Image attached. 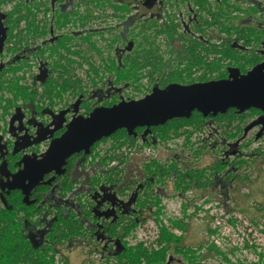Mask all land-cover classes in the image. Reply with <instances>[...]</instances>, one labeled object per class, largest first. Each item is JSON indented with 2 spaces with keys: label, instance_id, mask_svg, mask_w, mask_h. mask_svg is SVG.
<instances>
[{
  "label": "flooded vegetation",
  "instance_id": "flooded-vegetation-1",
  "mask_svg": "<svg viewBox=\"0 0 264 264\" xmlns=\"http://www.w3.org/2000/svg\"><path fill=\"white\" fill-rule=\"evenodd\" d=\"M40 1L43 2L41 3ZM96 1L97 0H39L38 5H36V7H38L35 8L36 15L34 18L38 23L40 21L39 24L42 22L41 25H43V27H46L48 20L50 24V33L48 32V34L51 36L43 38V44H58L59 39H61L64 34L68 33L72 37L71 42H63L62 44L64 45L61 48L58 47V49L61 50L59 54H61L62 57L85 54V56L88 55V59L91 60L95 58L116 60L119 62L126 58L128 53L136 49L137 41H142L144 44L148 42L149 44L152 41L154 42L155 39L158 54L161 55L165 62L163 70L165 73H169L171 67L179 68L181 71L185 67V60H180L186 56L187 48L185 47H187V38L207 43H220L231 39L232 46L240 49L241 53H247L249 55L255 54L261 58L255 65L264 62V17H261V19H249L244 21V23L234 22L235 25L249 28L251 34L247 31L249 34L248 36H250V41L248 43H245L242 39L237 40L235 36L229 37L227 34L229 32L221 25L232 22L228 21V19H222L220 23H215L213 21V23L204 24V19L211 20L209 9H211V12L217 14L218 10L223 7V9L229 11L230 16H233L234 8L230 5H226V2L223 0H203L202 2H199V0H155L150 7L147 6V0H99V3H96ZM172 2L177 4L175 5ZM255 2H260V6L257 3L258 12L260 16L264 15V0H256ZM39 3L43 6L41 7ZM261 3H263L262 6ZM78 6L82 7L79 12L77 11ZM37 9L42 10V12L40 10L37 12ZM48 9H50V11ZM234 10L237 11L239 16L246 13V11ZM65 12L68 13L66 14ZM253 12L255 11H252V13ZM64 17H67L68 21L70 18L72 20L70 19V21L66 23L67 21ZM42 19L45 20L43 21ZM64 20L65 22H63ZM106 20L108 23L104 22ZM54 21H57L56 23L60 21L61 24L60 22L55 24ZM4 23L6 25V22ZM62 23L64 24L61 27ZM64 25L66 26L64 27ZM75 25L77 27H75ZM142 25H145L146 28L141 31ZM156 26L164 28V32L159 33L163 36V44L156 40ZM172 27L175 28L174 35L171 32L172 29H170ZM199 27L205 31L206 36ZM75 33L77 34L75 35ZM90 33L91 35L93 33H98V37L96 38L98 40L91 39V37H89ZM81 41L85 42L81 43ZM71 43H73V45L79 43V46L75 47L74 45L67 51ZM124 43H126V45L123 46ZM130 44L131 47L128 49ZM162 46L164 49L161 51ZM37 49H40V46H38ZM78 50L81 51L79 52ZM42 62L41 60L40 65ZM43 63H46V77H49L52 71L48 67L47 62ZM255 65L251 66L246 72ZM40 73L41 71L32 78L33 82L39 81L37 77ZM183 73V81H171L165 86H162L159 82L161 77H158L153 81V87L158 85L164 88L171 83L188 85L214 80H200V72L198 71L190 72V76L186 72ZM65 88L69 89V87ZM123 89L122 85L119 87L118 84L113 81L112 84H110L109 80H107L89 89L88 95L82 94L83 97L81 94H79L77 98H73L74 96H72L73 99L65 97V99L61 100L59 103L55 101L43 106H40L41 103H25L20 106H14L13 109L10 108L8 110V132L10 139L6 138L3 133L0 132V212L5 210L7 212V217H15V219L18 220V225H20L21 235L26 237L27 240L37 248H52L50 253H53V264H75V261L71 260V254L74 253L81 255L79 256L77 264H114L117 262L116 254L123 250L125 245L135 248L142 244V246L151 253L159 251L164 244L159 243L161 235L160 227L166 228L170 233H176L177 236H182L185 239V246L182 253L177 254L173 251L168 253V264H175V254L179 256V264H188V256H194V248L197 250L199 248L188 246V240L182 228L173 227L172 224L169 225L168 221L167 223H162L161 219L158 220V218H164L163 199L177 194L176 197H181L185 199V201L187 200V202L191 201L187 198L193 196V200L190 204H196V206L203 204L209 198L215 199L216 202L228 203L234 199L235 195L230 194L229 189L232 187L237 189L238 187H236V185H240L242 181L247 178L248 170H245V167H225L221 174H215V178L207 190L192 186L190 189L186 190L181 187L178 191L174 176L163 175L155 171V167H141L149 169L147 173L144 174L143 171H137L134 164L130 165L128 163V159L132 161L135 155L142 152L139 141H141L143 146L149 144L154 150L162 146L163 149L160 152L166 155H173L178 158L179 161L183 162L182 156L191 154L187 151L192 152L188 144H198L199 135L204 137V133H206L207 135L205 134V136L209 138V131H212L211 137L212 140H214L216 148L218 144L220 147H225L223 155H221L219 159H226L230 156L237 155L240 151L238 148L240 143L228 141V138L224 134V127L213 119H208L207 121L211 120L213 122L210 121V124L207 122L202 127H190L192 132L191 138L192 140L195 139V142L191 141L187 143L184 135L186 132L184 131L182 132L183 134H181L183 135V143L178 147L175 142V144L173 143L172 138L174 136L178 137L177 134H170L169 137L162 139L151 129L157 126H152L149 129V133L143 136V132L146 128L140 127L144 129L142 132L136 131L137 135L133 136L135 138L134 144L130 146L126 144L125 151H122L123 146H118L117 155H115L117 156L116 158L119 159H112L109 164H106V160L104 161L106 150L103 149L104 155H100L99 152H96L95 146L98 145L99 147L105 141L104 139H112L111 136L97 141L91 147L89 153L81 151L71 155L67 160V164L63 167V173L57 174L54 171L46 174L28 190V193H26L23 188L9 187L14 181V174L24 169L27 156L39 158L48 148L52 138L59 137L65 131L66 125L76 115L87 117L96 106H108L104 103L107 99L110 102L114 97H118V102H120L124 99L122 97ZM88 100H92L94 103L91 109H86V102ZM77 101H79L78 112L75 113L74 104ZM118 102H110L111 104L109 106ZM64 111L65 113H63ZM262 113H264V111H262ZM245 122H247V119ZM248 124H250V126L246 128L243 126L242 140L252 131L255 132V140L264 137V114L254 115V118L251 119ZM205 126L212 129L206 131ZM43 137H45V139ZM37 139H41V141L36 142ZM44 143L46 144V148L40 149V145ZM173 145L177 147L174 148L172 147ZM110 148L111 145L109 146V149ZM153 149H148L147 151ZM177 151H179L180 154L176 153ZM153 153L159 154L155 153V151H153ZM129 156H132V158H129ZM71 158H75V160L72 165H69V160ZM120 165H125L127 167H120ZM131 166L135 169H132V172L130 168L128 169V167ZM28 181L29 180L26 179L24 184H28ZM189 192L191 193L190 195H188ZM11 200L13 202L16 201V205H14ZM18 200L21 203L20 205H18ZM196 212H198L197 207ZM263 216L262 214L261 217ZM170 217H172V215H170ZM70 218L78 220L83 226L80 234H71L68 237L51 240L50 235L59 232V228L56 226L57 223H59L61 219ZM125 218L134 219L137 222L127 233L118 226V222ZM146 224H152V226L145 228L144 226ZM115 226L116 233L109 231L111 227ZM118 230L121 236L118 235ZM141 231L143 233H141ZM141 234H143L142 237ZM202 245L203 244H200V246ZM188 249L190 250L189 252ZM96 253L100 255V259L91 258V256Z\"/></svg>",
  "mask_w": 264,
  "mask_h": 264
},
{
  "label": "rangeland",
  "instance_id": "rangeland-1",
  "mask_svg": "<svg viewBox=\"0 0 264 264\" xmlns=\"http://www.w3.org/2000/svg\"><path fill=\"white\" fill-rule=\"evenodd\" d=\"M1 1H4L5 4L4 2H0L1 3L0 12H4L7 14L8 13L10 14L11 12V15L13 16V18H10L9 20L10 24L8 26V32H7L9 33V35H7V41L10 43L5 41L4 44L5 46L3 48V51L0 52V132L3 133V135L6 138L10 139V135L8 132V115H9L8 110L10 108L13 109L14 105H21L24 101L29 102L34 100L36 104L40 102L41 103L40 106L46 105L47 103L54 101H57V103H59L61 100H64L65 97L72 98V96H74L73 98H75L76 96L77 98L76 94H78L79 92L86 93L85 91H88L94 86L102 84L103 81H107V80H112L114 83H116L115 81L117 80L116 84H118L119 87L121 85L123 87L125 84L128 85L127 88L123 89L122 96L124 99H139L144 97L146 94H148L151 91L153 87V82L151 77L149 76L148 68L146 67L140 68L137 62L122 60L123 63L127 64V66L122 71V75L120 76L121 81H118L119 78L118 72L116 71L114 72V70H110L113 65V62L116 66L118 65V62L116 60H106V59L103 60V59L93 58V60L88 61L89 56L88 55L85 56V54H76L74 56L68 57V59L60 56L59 52L61 50L58 49V47L61 48L64 45L62 44L63 42H68L69 38L70 41L72 39V37L68 33L64 34L63 38L60 39L59 43L55 44V46L54 44H50V43H47L46 45L43 44L42 39L46 36L47 37L50 36L48 34L49 21H47L46 24L47 26L44 31L43 26L40 25L35 20V23H33L34 24V29H33L34 31H33L31 29L33 28L32 23H30L31 25H29L28 24L29 20L28 22H26L25 19L27 17L28 18L35 17L36 11L35 8L33 7H36L34 5L38 4L39 2L38 0H35L32 3H28L27 1L23 0L22 2L23 3L25 2L24 5L21 3V0H1ZM223 1L226 2V5L228 6L232 5L234 9L246 11L247 13L239 16L237 11L233 9V16L231 17L232 21L244 23V21L246 20L256 19L257 15H259V12L252 13L254 9L258 11L257 3L260 6V2H255L256 0H223ZM20 3L22 4V6L20 5L18 6V4ZM262 5L263 3H261V6ZM14 7L18 9L16 10ZM80 8L82 9V7L80 6L77 7L78 12ZM18 10H20L21 12ZM29 10L32 11L33 14L32 16L30 14L31 11ZM20 13H23L25 15L29 14V15L25 16L21 14L23 15L21 19ZM11 19L13 20L11 21ZM228 19L230 20V18ZM25 23H27L28 25ZM16 26H18V28ZM29 26L31 30V31L29 30L30 32L28 31ZM35 26L38 28L39 32H37V28ZM9 28L11 29L9 30ZM35 28L37 33H35ZM17 29L19 30L15 31ZM21 30H23V32ZM24 30L28 32L26 33ZM42 30L45 32V35L42 32ZM18 33L19 36L17 35ZM23 33L25 35H23ZM38 34H41L42 36ZM20 35H23L22 39H20L21 38ZM14 36L17 38H14ZM10 37L11 39H9ZM18 37H20L19 40L21 43L17 41ZM97 37L98 34L91 35V39H96ZM156 40L159 43L163 44L164 41L162 34H157ZM39 45H40V49H37ZM124 45H126V43H124L123 46ZM77 46L79 45L78 44L75 45V47ZM24 47L25 48L27 47L28 49L27 48L25 49ZM70 47H73V43L70 44ZM45 49L46 52H44ZM163 49L164 48L162 46L161 51ZM14 51L15 52L17 51V53H14ZM38 52L42 53L43 55L38 54ZM60 57H62V59H60ZM28 58L29 60H26ZM70 58L71 60L74 59V62L71 61ZM41 60L43 62H47V63L49 62L48 67L51 69L53 73L58 72L59 66L63 65L64 63H67L68 62L67 60H70L71 67L69 68V73L66 70L65 74L74 76V78L73 77L71 78L74 79V81L77 80V84L74 83L75 87L69 88V90H67V89L58 88L57 86H53L52 83L44 84L40 81L33 82L32 78L36 74H38L39 72L38 68L40 66ZM92 61L95 62L94 63L95 70H92L88 63V62L91 63ZM78 62L81 63L82 65L78 64ZM25 63L28 64L29 66L26 65ZM36 64H38V66ZM21 69L23 70V72ZM38 82H40V85ZM113 99L117 101L116 97ZM113 99L110 102H112ZM253 118L254 116L248 118L247 121L249 122ZM210 121L207 122L210 124ZM210 129L212 128H208L207 126H205L206 131ZM211 133L212 131H209L208 134L209 138L205 136L206 133H204V137L199 135V139H198L199 144H193V145L188 144V147H191L192 152L187 151L188 153L191 154H186L182 156L185 164H190L192 167H213L214 164H216L220 156L223 155V152L221 151V147L219 144H218L219 147L217 146V148L214 145V140H212ZM254 135L255 132L252 131L250 132V134H247V136L243 140L239 137L228 139V141H231L232 143L242 142L241 144L243 147L241 146V151L245 154L254 151V149H259L262 152V156L258 154L253 157L254 159L244 157L245 159H247V161L244 163L245 165L242 167H248L247 175L249 179L242 181L240 185H236V187H238L237 189H235L234 187L229 189L230 194H235L233 200L226 203V202H216L215 199L209 198L203 204H199L198 206H196V204H190L193 200V196H189L187 198L191 200L190 202H187V200L185 201V199L181 197L178 196L176 197L177 194L163 199L164 218H158V220L161 219L162 223L165 222L167 223L168 221L169 225L175 221L183 223L186 229L184 228L182 230L184 235L187 237L188 246L198 247V248L200 247L198 250L194 248L193 250L195 252L194 256H191L192 260L191 261L189 260L188 264H218V263L264 264V216L261 218L259 217L261 214L264 215V137L255 140ZM172 138L174 140L173 143L175 142L178 147L182 144L183 136L181 137L174 136ZM113 140L114 139L105 140L99 147L96 146L95 147L96 152L97 153L99 152L100 155H104L103 149H105L106 153L107 152L113 153L114 151H116L117 153L118 149L116 148L114 149L115 144L113 142L115 140L114 141ZM193 141H195V139H193ZM139 143L141 145L142 152L138 155H135L132 161L131 159H128L129 160L128 163L130 165L134 164L136 170L143 171L144 174H146L149 169H145L141 167H146V168L154 167L155 162H157L160 165L167 166L173 160L178 159L173 155H166L160 152L163 149L162 146L154 150L152 147H150L149 144L147 146L146 145L143 146L141 144V141H139ZM110 145L111 148L109 149ZM260 145L263 148H260L259 147ZM174 146L175 145H173L172 147ZM177 146H175L174 148H176ZM44 148H46L45 143L40 145V149H44ZM125 149L126 146L123 145L122 151H125ZM148 149H153V150L147 151ZM153 151L159 154H154ZM198 152H199L198 154L199 157L195 155ZM176 153L180 154L179 151H177ZM233 157L234 156H230L228 158L233 159ZM129 158H132V156H129ZM120 167H127V166L120 165ZM129 168L130 171L132 172L133 169L132 166L128 167V169ZM177 190L179 191V188ZM254 192H256V195L254 194ZM190 194L191 193L189 192L188 195ZM196 207L198 209V212H196ZM170 215H172V217H170ZM150 226H152V224H148V225L146 224L144 227L147 228ZM141 233L143 232L141 231ZM171 233L176 235V233L173 232ZM142 236L143 234H141V237ZM200 244L203 245L200 246ZM71 256H72L71 260L75 261V264H77L79 256L81 255L74 253L71 254ZM178 257L179 256L177 254L174 255L175 264L180 263Z\"/></svg>",
  "mask_w": 264,
  "mask_h": 264
},
{
  "label": "trees",
  "instance_id": "trees-1",
  "mask_svg": "<svg viewBox=\"0 0 264 264\" xmlns=\"http://www.w3.org/2000/svg\"><path fill=\"white\" fill-rule=\"evenodd\" d=\"M203 0H199V2H202ZM96 3H99V0L96 1ZM232 6V5H230ZM233 7V6H232ZM234 8V7H233ZM255 12H258L257 10H253ZM209 14L211 16V20L204 19V24L208 23H220L222 19H228V21H232L229 11L226 9L220 8L218 10V13L215 14L214 12H211V9H209ZM12 16V15H11ZM22 17V15L20 14ZM10 14L6 15L4 18V22H7L8 25L10 24L9 18ZM261 17H264V15L260 16L257 15L256 19H261ZM29 20L30 23H34L35 18L30 17L27 18V21ZM235 21L229 22V24H221L223 27L229 32L227 33L229 37H236L237 40H243L245 43H248L250 41L251 31L249 28H244L240 25H235ZM43 26V25H42ZM146 28L145 25L141 26V31ZM172 34L175 33V28L172 27ZM200 30L203 31V33L206 36L205 31L199 27ZM247 29V30H246ZM249 32V34L247 33ZM161 32H164V28H159L157 26V29H155V36ZM254 32V31H253ZM9 34V33H8ZM7 34V35H8ZM187 48L186 49V56L183 57L180 61L185 60V67L181 71L179 68H173L171 67V70L169 73L164 72V60L162 59L161 55L158 54V48L156 45V41L154 39V42H148L144 44L142 41H137L136 43V49L133 50L131 53H128L126 55V58L123 60L137 62L139 67H146L148 68L149 76L152 79V82L155 81L158 77H161L159 80L160 85L165 86L167 83L171 81H183V72H186L191 75L190 72H200L199 79L200 80H207V79H221L227 77L228 74V68L229 67H238L241 72H246L251 66L255 65L257 62L260 61V57L258 55H249L247 53H241V50L238 48H235L232 46V40H226L220 43L215 42H201L198 40H193L190 38H187ZM148 46V47H145ZM70 48V47H68ZM69 51V50H67ZM64 58H67L66 56H63ZM89 59L88 61H90ZM67 63H64L63 65L59 66V71L56 73H51L49 77L45 78V81L42 83H52L53 86H57L58 88L66 89L65 87L74 88L75 84H77L74 79L73 75H66L65 72L69 73V68L71 67V62L67 60ZM70 62V64H69ZM90 65V68L95 70V65L93 66L94 62L92 63L88 62ZM68 64V65H67ZM127 64L123 63L122 60L118 62V65L116 66L113 62V65L110 70H114V72H118V81H121L120 76L122 75V71L126 68ZM93 67V68H92ZM48 78V79H47ZM117 79V78H116ZM117 83V80L115 81ZM75 83V84H74ZM109 83L112 84V80H109ZM128 85L125 84L123 88H127ZM121 89V88H120ZM69 90V89H67ZM86 93L79 92L77 94V97L79 94L88 95V91H85ZM41 96V95H39ZM76 97V96H75ZM83 97V96H82ZM115 98V97H114ZM80 99V98H79ZM78 99V100H79ZM116 100H118V97H116ZM115 99L111 103L117 102ZM36 103L34 100L26 102L24 101L23 104H30V103ZM55 102V101H54ZM104 103L106 105H110L111 103L109 100H105ZM37 104H40L37 103ZM94 103L92 100H88L86 102V109H91L93 107ZM20 106V105H14ZM39 106V105H38ZM261 110L257 108H250L242 113H239L236 111L235 108H229L227 112L225 113H218L216 116H207L204 117L200 112L193 111L190 118L180 117V118H174L171 120H168L164 125H160L157 127H152L151 129L153 132L156 133L157 136L161 137L162 139H165L169 137L170 134H177L178 137H181L183 135L182 132H186L185 138L187 143L193 141L191 138V129L190 127H202L207 122L208 119H213L214 121L220 123L222 127H224V134L228 139L234 138V137H242L243 132V126L246 128L250 126L248 124V121L246 119L253 117L254 115H262ZM144 128L137 127V132H142ZM181 135V136H180ZM111 138L114 139L113 143L115 144L114 149L118 148V146H123L128 144L133 145L135 138L133 136L128 135L127 131L125 129L117 130L114 134L111 135ZM107 140V139H104ZM195 142V141H194ZM242 143V142H241ZM238 145V148L240 151L237 155L233 157V159H219L216 164H214L213 167H192L190 164H185L184 161L181 162L178 159L173 160L170 164L167 166L160 165L157 162H155V171L160 172L161 174H166L169 176L175 177V184L178 188L183 189H190L192 186L200 187L204 190H207L209 185L213 182L215 178V174L222 173L224 171L225 167H240L243 168L245 162L247 159L245 158H252L256 155H261L262 152L259 149H254V151H251L247 154L243 153L241 151L242 144ZM199 144V143H198ZM247 145V144H246ZM98 146V145H96ZM95 146V147H96ZM243 147V146H242ZM260 148L261 145L259 146ZM94 149V147H93ZM201 149V147H200ZM225 147H221V151L223 152ZM116 151L113 153L107 152L105 154L106 164L111 162L110 160L115 159L117 156ZM199 152L195 154L197 157H199ZM245 157V158H244ZM119 159V158H116ZM75 158H71L69 160V165L73 164V161ZM182 164V165H180ZM181 167V168H179ZM245 170H248V167L244 168ZM116 174V173H115ZM117 175V174H116ZM246 178V177H245ZM249 179L248 175L245 180ZM15 195V194H14ZM14 197V196H11ZM20 199V197H19ZM11 202L16 205V201ZM21 203L18 200V205ZM144 205V204H142ZM9 213V212H8ZM262 215V214H261ZM261 215L259 216L261 218ZM14 216V215H13ZM20 221V220H19ZM137 222L134 219L125 218L123 220H120L118 222V226L122 230H125V232H129ZM173 227H178L182 229H186L185 225L181 222H173L171 223ZM59 228V232L52 233L51 240L59 239L61 237H68L71 234H80L83 226L81 223H79L78 220H74L73 218L70 219H61L59 223L56 225ZM117 226V225H116ZM115 227H111L109 231L116 233ZM119 231V230H118ZM118 235L121 236L120 231L118 232ZM184 237L177 236L175 234L170 233V231L166 228H161V235L159 239V243L163 244V247L159 251L155 252H149L148 249L141 245L133 248V247H127L125 245V248L121 251H119L116 254L117 262L114 264H168V253L170 251H173L174 253H182L184 248ZM52 248L45 247V248H37L35 245H33L31 242L27 240L26 237L21 235L20 233V225H18V220L15 219V217H7V212L4 210L0 212V264H53L54 263V257L53 253H50ZM190 250L188 249V252ZM189 257V256H188ZM191 261V257L189 258ZM67 264V263H66Z\"/></svg>",
  "mask_w": 264,
  "mask_h": 264
},
{
  "label": "water",
  "instance_id": "water-1",
  "mask_svg": "<svg viewBox=\"0 0 264 264\" xmlns=\"http://www.w3.org/2000/svg\"><path fill=\"white\" fill-rule=\"evenodd\" d=\"M154 2L147 0V6H152ZM5 17L6 14H0V52L7 39ZM130 47L131 44L128 49ZM45 66L46 63H42L37 77L42 82L47 73ZM79 101L74 104L75 113L78 112ZM229 108H235L239 113L250 108L264 111V62L246 73H241L238 67H230L226 78L188 85L171 83L164 88L155 85L142 98L122 99L111 106L98 105L87 117L76 115L59 137L52 138L39 158L26 157L24 169L14 174V181L9 187L23 188L28 193L46 174L54 171L63 173L71 155L81 151L89 153L97 141L119 129H126L128 135L136 136V128L145 127L143 136H146L150 127L164 125L173 118H190L195 110L207 117L225 113ZM39 141L41 139L36 140ZM26 179L29 183L25 185Z\"/></svg>",
  "mask_w": 264,
  "mask_h": 264
},
{
  "label": "bare ground",
  "instance_id": "bare-ground-1",
  "mask_svg": "<svg viewBox=\"0 0 264 264\" xmlns=\"http://www.w3.org/2000/svg\"><path fill=\"white\" fill-rule=\"evenodd\" d=\"M22 1H23V0H21V3L24 5L25 2L23 3ZM24 1H26V0H24ZM38 1H39V0H38ZM55 1H56V0H55ZM59 1H60V0H59ZM113 1H114V0H113ZM162 1H163V0H162ZM170 1H171V0H170ZM173 1H174V0H173ZM0 2H4V1H1V0H0ZM33 2H34V1H33ZM40 2H41V1H40ZM42 2H43V1H42ZM42 2H41V3H42ZM125 2H126V1H125ZM168 2H169V1H168ZM180 2H181V1H180ZM222 2H223V1H222ZM21 3L18 4V6H19V5L22 6ZM41 3H39V5H40ZM62 3H63V1H62ZM115 3H116V2H115ZM164 3H165V2H164ZM0 4H1V3H0ZM4 4H5V2H4ZM33 4H34V3H33ZM36 4H37V3H36ZM47 4H48V3H47ZM52 4H53V3H52ZM56 4H57V3H56ZM159 4H160V3H159ZM174 4H175V3H174ZM176 4H177V3H176ZM176 4H175V5H176ZM16 5H17V4H16ZM29 5H32V4H29ZM37 5H38V4H37ZM6 6H7V5H6ZM34 6H36V5H34ZM42 6H43V5L41 4V7H42ZM44 6H45V5H44ZM50 6H51V5H50ZM132 6H133V5H132ZM23 7H24V6H23ZM28 7H29V6H28ZM32 7H33V6H32ZM37 7H38V6H37ZM37 7H33V8H37ZM46 7H47V6H46ZM75 7H76V5H75ZM136 7H137V6H136ZM146 7H147V6H146ZM171 7H172V5H171ZM177 7H178V6H177ZM5 8H6V7H5ZM14 8H15V7H14ZM48 8H49V7H48ZM56 8H57V7H56ZM183 8H184V7H183ZM15 9L17 10L18 8H15ZM15 9H14V10H15ZM20 10H21V9H20ZM20 10H18V11H20ZM26 10H27V8H26ZM39 10H40V9H39ZM39 10L37 9V12H38ZM48 10L50 11V9H48ZM135 10H136V8H135ZM29 11H31V10H29ZM40 11L42 12V10H40ZM46 11H47V10H46ZM80 11H81V10H80ZM84 11H86V10H84ZM262 11H263V10H262ZM20 12H21V11H20ZM23 12H24V11H23ZM41 12H40V13H41ZM56 12H57V11H56ZM76 12H77V11H76ZM86 12H87V11H86ZM12 13H13V12H12ZM26 13H29V12H26ZM45 13H46V12H45ZM51 13H52V12H51ZM65 13L67 14L68 12H65ZM70 13H71V12H70ZM20 14H23V13H20ZM30 14H31V16L33 15V14H32V11H31ZM34 14H35V13H34ZM41 14H42V13H41ZM56 14H57V13H56ZM6 15H7V14H6ZM23 15H25V14H23ZM23 15H22V17H23ZM27 15H29V14H27ZM27 15H25V16H27ZM46 15H47V14H46ZM62 15H63V14H62ZM168 15H169V14H168ZM168 15H167V16H168ZM8 16H9V13H8ZM60 16H61V15H60ZM65 16H67V15H65ZM86 16H87V15H86ZM90 16H91V12H90ZM92 16H93V13H92ZM99 16H100V14H99ZM22 17H20V18L22 19ZM46 17H48V16H46ZM50 17H51V15H50ZM55 17H56V16H55ZM68 17H69V15H68ZM70 17H71V15H70ZM97 17H98V15H97ZM9 18H13V16H11V12H10V17H9ZM20 18H19V19H20ZM24 18H25V17H24ZM27 18H28V17H27ZM27 18H25V19H26V22H28V21H27ZM32 18H33V17H32ZM37 18H38V17H37ZM58 18H60V17H58ZM62 18H63V16H62ZM64 18H65V17H64ZM72 18H73V17H72ZM95 18H96V17H95ZM45 19H46V18H45ZM45 19H44V20H45ZM47 19H49V18H47ZM53 19H54V18H53ZM68 19H69V18H68ZM70 19H71V18H70ZM70 19H69V21H70ZM106 19H107V18H106ZM176 19H177V18H176ZM9 20H10V19H9ZM12 20H13V19H11V21H12ZM35 20H36V19H35ZM42 20H43V19H42ZM44 20H43V21H44ZM58 20H59V19H58ZM60 20H61V19H60ZM65 20L67 21L66 23L69 22V21L67 20V17L65 18ZM65 20H64L63 22H65ZM71 20H72V19H71ZM90 20H91V19H90ZM101 20H102V19H101ZM157 20H158V19H157ZM18 21H19V20H18ZM22 21H23V20H22ZM48 21H49V20H48ZM61 21H62V20H61ZM9 22H10V21H9ZM19 22H20V21H19ZM23 22H24V21H23ZM36 22H37V20H36ZM50 22H51V20H50ZM54 22H55V21H54ZM56 22H57V21H56ZM56 22H55V24H58L60 21H59L58 23H56ZM91 22H92V21H91ZM100 22H101V21H100ZM104 22H107V20L104 21ZM12 23H13V22H12ZM34 23H35V21H34ZM39 23H40V21H39ZM70 23H71V22H70ZM70 23H69V24H70ZM102 23H103V22H102ZM107 23H108V22H107ZM166 23H167V22H166ZM6 24H8V23L6 22ZM16 24H17V23H16ZM25 24H27V23H25ZM25 24H24V25H25ZM28 24L31 25L30 22H29ZM28 24H27V25H28ZM41 24H42V22H41ZM41 24H40V25H41ZM60 24H61V22H60ZM60 24H59V25H60ZM63 24H64V23H62L61 27L63 26ZM13 25H14V24H13ZM13 25H12V26H13ZM17 25H18V24H17ZM44 25H45V24H44ZM48 25H50V24H48ZM97 25H98V24H97ZM100 25H101V24H100ZM103 25H104V24H103ZM159 25H160V24H159ZM161 25H163V24H161ZM8 26H9V25H8ZM18 26H19V25H18ZM18 26H16V27L18 28ZM32 26H33V28H31V29L33 30V29H34V24H33V23H32ZM46 26H47V25H46ZM65 26H66V25H64V27H65ZM87 26H88V25H87ZM93 26H94V25H93ZM16 27H15V28H16ZM35 27H36V26H35ZM37 27H38V24H37ZM37 27H36V28H37ZM41 27H42V26H41ZM41 27H40V28H41ZM61 27H59V28H61ZM75 27H77V26L75 25ZM81 27H82V26H81ZM95 27H96V26H95ZM102 27H103V26H102ZM104 27H106V26H104ZM28 28H29V29H28V31H29V30H30V26H29ZM36 28H35V33L39 32V31H38V28H37V32H36ZM43 28L45 29L46 27H43ZM49 28H50V27H49ZM55 28H56V26H55ZM68 28H69V27H68ZM83 28H84V27H83ZM85 28H86V27H85ZM92 28H93V27H92ZM92 28H91V29H92ZM99 28H100V27H99ZM10 29H11V28H9V30H10ZM19 29H20V28H19ZM19 29L15 30V31H18ZM70 29H71V28H70ZM73 29H74V28H73ZM76 29H77V28H76ZM87 29H88V28H87ZM89 29H90V28H89ZM12 30H13V27H12ZM12 30H11V31H12ZM25 30H26V29H25ZM25 30H24V31H25ZM92 30H93V29H92ZM21 31L23 32V30H21ZM28 31H27V32H28ZM30 31H31V30H30ZM30 31H29V32H30ZM33 31H34V30H33ZM44 31H45V30H44ZM44 31L42 30V32H43L44 35H45V32H44ZM83 31H84V30H83ZM88 31H91V30H88ZM98 31H99V30H98ZM100 31H101V30H100ZM7 32H8V31H7ZM25 32H26V31H25ZM27 32H26V33H27ZM48 32H49V31H48ZM62 32H63V31H62ZM84 32H86V31H84ZM105 32H106V31H105ZM14 33H15V32H14ZM35 33H34V34H35ZM49 33H50V32H49ZM53 33H54V30H53ZM78 33H79V32H78ZM86 33H87V32H86ZM98 33H99V32H98ZM98 33H97V34H98ZM7 34H8V33H7ZM21 34H22V33H21ZM76 34H77V33H75V35H76ZM81 34H82V33H81ZM99 34H101V33H99ZM8 35H9V34H8ZM11 35H12V34H11ZM17 35L19 36V33H18ZM23 35H25V34L23 33ZM23 35H20L21 38L18 37V40H17V41L20 42L19 38L22 39V36H23ZM27 35H29V34H27ZM30 35H31V34H30ZM38 35H41V34H38ZM73 35H74V34H73ZM87 35H89V34H87ZM93 35H94V33H93ZM33 36H35V35H33ZM41 36H42V35H41ZM48 36H49V35H48ZM50 36H51V35H50ZM57 36H58V35H57ZM12 37H13V36H12ZM25 37H26V36H25ZM30 37H31V36H30ZM39 37H40V36H39ZM46 37H47V36H46ZM53 37H54V35H53ZM85 37H86V36H85ZM85 37H84V38H85ZM87 37H88V36H87ZM89 37H91V33H90ZM92 37H93V36H92ZM102 37H103V36H102ZM14 38H17V37L14 36ZM23 38H24V37H23ZM34 38H35V37H34ZM42 38H43V37H42ZM44 38H45V37H44ZM62 38H63V37H62ZM62 38H61V39H62ZM9 39H11V37H10ZM24 39H25V38H24ZM26 39H27V38H26ZM38 39H39V38H38ZM58 39H59V38H58ZM58 39H57V40H58ZM69 39H70V38H69ZM69 39H68V42H71ZM86 39H87V38H86ZM40 40H41V39H40ZM48 40H49V39H48ZM59 40H60V39H59ZM71 40H72V39H71ZM87 40H88V39H87ZM97 40H98V39H96V41H97ZM6 41H7V39H6ZM9 41H10V40H9ZM22 41H23V40H22ZM37 41H38V40H37ZM37 41H36V42H37ZM46 41H47V40H46ZM7 42H8V41H7ZM12 42H13V41H12ZM14 42H15V41H14ZM56 42H57V41H56ZM58 42H59V41H58ZM72 42H73V41H72ZM84 42H85V41H84ZM84 42L81 41V43H84ZM92 42H93V40H92ZM99 42H100V40H99ZM8 43H10V42H8ZM20 43H21V42H20ZM26 43H28V42H26ZM26 43H25V44H26ZM29 43H30V42H29ZM37 43H38V42H37ZM66 43H67V42H66ZM13 44H14V43H13ZM18 44H19V43H18ZM31 44H32V43H31ZM39 44H40V42H39ZM46 44H47V43H46ZM46 44H45V45H46ZM78 44H79V43H78ZM26 45H27V44H26ZM37 45H38V44H37ZM49 45H50V44H49ZM66 45H68V44H66ZM66 45H65V48H66ZM74 45H75V44H74ZM74 45H73V46H74ZM76 45H77V43H76ZM4 46H5V45H4ZM15 46H16V44H15ZM15 46H14V48H15ZM23 46H24V45H23ZM39 46H40V45H39ZM54 46H55V44H54ZM87 46H88V45H87ZM18 47H19V46H18ZM21 47H22V46H21ZM21 47H20V48H21ZM41 47H42V45H41ZM43 47H44V46H43ZM69 47H70V46H69ZM6 48H7V47H6ZM24 48H25V47H24ZM26 48H27V47H26ZM26 48H25V49H26ZM47 48H48V47H47ZM85 48H86V47H85ZM25 49H24V50H25ZM27 49H28V48H27ZM50 49H51V48H50ZM66 49H67V48H66ZM69 49H70V48H68V50H69ZM4 50H5V49H4ZM19 50H20V49H19ZM22 50H23V49H22ZM51 50H52V49H51ZM57 50H58V49H57ZM88 50H89V49H88ZM27 51H28V50H27ZM32 51H33V50H32ZM71 51H72V50H71ZM78 51H79V50H78ZM80 51H81V50H80ZM80 51H79V52H80ZM90 51H91V50H90ZM4 52H5V51H4ZM44 52H46V49H45ZM54 52H55V51H54ZM60 52H61V51H60ZM73 52H76V51H73ZM14 53H17V51H16V52L14 51ZM33 53H34V52H33ZM57 53H58V52H57ZM63 53H64V52H63ZM24 54H25V53H24ZM30 54H31V53H30ZM38 54L43 55L42 53H39V52H38ZM45 54H46V53H45ZM73 54H74V53H73ZM17 55H18V54H17ZM48 55H50V54H48ZM60 56H61V54H60ZM19 57H20V56H19ZM39 57H40V56H39ZM39 57H38V58H39ZM51 57H52V55H51ZM66 57H67V56H66ZM79 57H80V56H79ZM16 58H17V57H16ZM32 58H33V57H32ZM74 58H75V57H74ZM14 59H15V58H14ZM19 59H20V58H19ZM19 59H18V60H19ZM21 59H22V58H21ZM44 59H45V57H44ZM49 59H50V58H49ZM60 59H62V57H60ZM67 59H68V57H67ZM77 59H78V58H77ZM86 59H87V58H86ZM15 60H16V59H15ZM26 60H29V58L26 59ZM33 60H34V59H33ZM70 60H71V58H70ZM70 60H69V61H70ZM92 60H93V59H92ZM31 61H32V60H31ZM71 61L74 62V59L71 60ZM71 61H70V62H71ZM81 61H82V60H81ZM94 61H95V60H94ZM7 62H8V61H7ZM18 62H20V61H18ZM70 62H69V64H70ZM76 62H77V60H76ZM79 62H80V61H79ZM79 62H78V64H81V63H79ZM38 63H39V62H38ZM48 63H49V62H48ZM91 63H92V62H91ZM94 63H95V62H94ZM25 64H26V63H25ZM25 64H24V65H25ZM96 64H97V63H96ZM1 65H2V64H1ZM3 65H5V64H3ZM26 65H28V64H26ZM30 65H31V64H30ZM36 65L38 66V64H36ZM67 65H68V64H67ZM70 65H71V64H70ZM81 65H82V64H81ZM92 65L94 66V64H92ZM99 65H100V64H99ZM28 66H29V65H28ZM28 66H27V67H28ZM31 66H32V65H31ZM74 66H75V64H74ZM79 66H80V65H79ZM101 66H102V65H101ZM24 67H25V66H24ZM80 67H81V66H80ZM77 68H78V67H77ZM92 68H93V67H92ZM94 68H95V67H94ZM97 68H98V66H97ZM22 69H23V68H22ZM22 69H21V70H22ZM24 69H25V68H24ZM30 69H31V68H30ZM71 69H73V68H71ZM74 69H75V68H74ZM31 70H32V69H31ZM92 70H93V69H92ZM37 71H38V70H37ZM76 71H77V70H76ZM22 72H23V70H22ZM81 72H83V71H81ZM94 72H95V71H94ZM94 72H93V73H94ZM24 73H25V72H24ZM38 73H39V72H38ZM77 73H78V72H77ZM77 73H76V74H77ZM34 74H35V73H34ZM98 74H99V73H98ZM100 74H101V73H100ZM24 75H25V74H24ZM74 75H75V74H74ZM76 77H77V76H76ZM84 77H85V76H84ZM78 81H81V80H78ZM100 81H101V80H100ZM100 81H99V83H100ZM76 82H77V80H76ZM38 83H39V85H40V82H38ZM91 83H92V82H91ZM44 84H45V83H44ZM42 85H43V84H42ZM81 85H82V84H81ZM147 86H148V85H147ZM80 87H81V86H80ZM85 87H86V86H85ZM44 90H46V89H44ZM83 90H84V88H83ZM76 95H77V94H76ZM122 97H123V96H122ZM173 119H174V118H173ZM119 130H120V129H119ZM125 130H126V129H125ZM173 141H174V140H173ZM182 141H183V140H182ZM193 142H194V141H193ZM170 143H171V142H170ZM180 143H181V142H180ZM180 143H179V144H180ZM182 143H183V142H182ZM174 144H175V143H174ZM174 147H175V146H174ZM167 149H168V148H167ZM173 149H174V148H173ZM67 160H68V159H67ZM191 206H192V205H191ZM228 207H229V206H228ZM231 209H232V208H231ZM231 211H232V210H231ZM239 214H240V213H239ZM169 220H170V219H169ZM147 225H148V224H147ZM140 226H141V225H140ZM163 227H165V226H163ZM149 229H150V228H149ZM160 229H161V227H160ZM219 229H220V228H219ZM220 231H221V230H220ZM199 248H200V247H199ZM201 250H202V249H201ZM89 255H90V254H89ZM59 256H60V255H59ZM61 256H62V255H61ZM202 256H203V255H202ZM60 258H61V257H60ZM89 258H90V257H89ZM85 260H86V259H85ZM91 260H92V259H91ZM86 261H87V260H86ZM93 261H94V260H93ZM103 262H104V261H103ZM224 264H225V263H224Z\"/></svg>",
  "mask_w": 264,
  "mask_h": 264
},
{
  "label": "built area",
  "instance_id": "built-area-1",
  "mask_svg": "<svg viewBox=\"0 0 264 264\" xmlns=\"http://www.w3.org/2000/svg\"><path fill=\"white\" fill-rule=\"evenodd\" d=\"M27 1V0H26ZM34 0H29V1H27L28 3H32ZM1 14L2 13H4V12H0ZM4 14H7V13H4ZM5 24V23H4ZM6 26V25H5ZM7 27V26H6ZM8 28V27H7ZM43 63V62H42ZM41 66H42V64L40 65V67H39V72H40V68H41ZM40 81V80H39ZM41 82V81H40ZM91 258L93 259V258H98V259H100V255L98 254V253H96V254H94V255H92L91 256ZM90 258V259H91ZM218 264H223V263H218ZM230 264H232V263H230Z\"/></svg>",
  "mask_w": 264,
  "mask_h": 264
},
{
  "label": "crops",
  "instance_id": "crops-1",
  "mask_svg": "<svg viewBox=\"0 0 264 264\" xmlns=\"http://www.w3.org/2000/svg\"><path fill=\"white\" fill-rule=\"evenodd\" d=\"M254 194L256 195V192H254Z\"/></svg>",
  "mask_w": 264,
  "mask_h": 264
}]
</instances>
